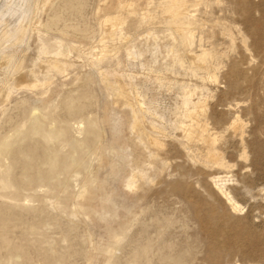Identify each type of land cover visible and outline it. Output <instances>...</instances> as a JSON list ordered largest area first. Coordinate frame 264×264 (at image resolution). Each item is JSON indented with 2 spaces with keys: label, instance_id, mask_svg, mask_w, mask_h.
Here are the masks:
<instances>
[{
  "label": "rangeland",
  "instance_id": "rangeland-1",
  "mask_svg": "<svg viewBox=\"0 0 264 264\" xmlns=\"http://www.w3.org/2000/svg\"><path fill=\"white\" fill-rule=\"evenodd\" d=\"M0 264H264V0H0Z\"/></svg>",
  "mask_w": 264,
  "mask_h": 264
},
{
  "label": "bare ground",
  "instance_id": "bare-ground-1",
  "mask_svg": "<svg viewBox=\"0 0 264 264\" xmlns=\"http://www.w3.org/2000/svg\"><path fill=\"white\" fill-rule=\"evenodd\" d=\"M192 115V114H191ZM235 124V123H234ZM33 131L34 132H39V129L37 128V127H35V128H33ZM204 132V131H203ZM188 137H193V135H194V132H193V130L191 129V130H188ZM202 135H204V134H201V136ZM204 138H206V137H204ZM215 156V155H214ZM215 159V158H214ZM40 174V173H39ZM52 176V175H51ZM40 177H43V176H41L40 175ZM44 178V177H43ZM230 201H232V198H228ZM233 205H235V208H238V205H236L235 203L233 204Z\"/></svg>",
  "mask_w": 264,
  "mask_h": 264
}]
</instances>
